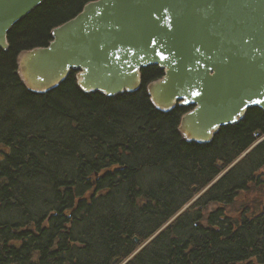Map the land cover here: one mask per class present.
Listing matches in <instances>:
<instances>
[{"label": "trees", "instance_id": "16d2710c", "mask_svg": "<svg viewBox=\"0 0 264 264\" xmlns=\"http://www.w3.org/2000/svg\"><path fill=\"white\" fill-rule=\"evenodd\" d=\"M88 1L44 0L0 48V264H264V139L229 168L264 136L263 110L196 143L177 130L190 107L151 104L157 66L113 97L83 93L74 72L23 86L17 54Z\"/></svg>", "mask_w": 264, "mask_h": 264}, {"label": "water", "instance_id": "95a60500", "mask_svg": "<svg viewBox=\"0 0 264 264\" xmlns=\"http://www.w3.org/2000/svg\"><path fill=\"white\" fill-rule=\"evenodd\" d=\"M43 1L0 0L2 50L10 28ZM50 35L16 56L28 91H51L75 72L83 93L113 97L137 91L141 70L157 66L162 76L145 88L151 104L191 107L177 130L196 143L249 108L264 111V0H91Z\"/></svg>", "mask_w": 264, "mask_h": 264}, {"label": "rangeland", "instance_id": "374dc122", "mask_svg": "<svg viewBox=\"0 0 264 264\" xmlns=\"http://www.w3.org/2000/svg\"><path fill=\"white\" fill-rule=\"evenodd\" d=\"M264 139V136H262V137H259L256 141H255V143H253L247 150H245V153L244 154H246L254 145H256L258 142H260V141H262ZM240 159V157L234 162V163H236L238 160ZM226 171V170H225ZM225 171H223L221 174H223ZM209 187V185L208 186H206L200 193H198V194H196V196L194 197V199H196L202 192H204L207 188ZM193 199V200H194ZM231 212L232 213H235V212H233V210H231ZM144 244L142 243L141 245H140V247L141 246H143ZM125 261H127V259L125 260ZM123 263H125V262H123ZM123 263H121V264H123Z\"/></svg>", "mask_w": 264, "mask_h": 264}]
</instances>
